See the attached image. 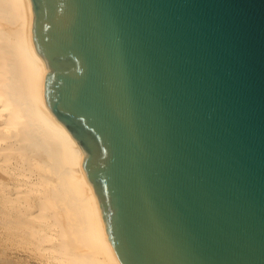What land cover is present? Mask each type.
<instances>
[{
  "label": "water",
  "instance_id": "1",
  "mask_svg": "<svg viewBox=\"0 0 264 264\" xmlns=\"http://www.w3.org/2000/svg\"><path fill=\"white\" fill-rule=\"evenodd\" d=\"M30 1L115 263L264 264V0Z\"/></svg>",
  "mask_w": 264,
  "mask_h": 264
},
{
  "label": "bare ground",
  "instance_id": "2",
  "mask_svg": "<svg viewBox=\"0 0 264 264\" xmlns=\"http://www.w3.org/2000/svg\"><path fill=\"white\" fill-rule=\"evenodd\" d=\"M30 0H0V264H116L80 174L81 149L44 97Z\"/></svg>",
  "mask_w": 264,
  "mask_h": 264
},
{
  "label": "rangeland",
  "instance_id": "3",
  "mask_svg": "<svg viewBox=\"0 0 264 264\" xmlns=\"http://www.w3.org/2000/svg\"><path fill=\"white\" fill-rule=\"evenodd\" d=\"M8 255L16 260L19 264H39L37 256L31 251H24L22 248L10 247Z\"/></svg>",
  "mask_w": 264,
  "mask_h": 264
}]
</instances>
